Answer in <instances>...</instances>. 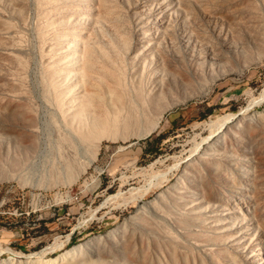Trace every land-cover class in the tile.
<instances>
[{"label":"rangeland","instance_id":"rangeland-1","mask_svg":"<svg viewBox=\"0 0 264 264\" xmlns=\"http://www.w3.org/2000/svg\"><path fill=\"white\" fill-rule=\"evenodd\" d=\"M194 23L240 32L228 70L151 103L194 67L164 25L181 34ZM79 32L116 45L119 68L85 109L118 124L83 150L72 141L75 110L57 119L49 100ZM263 90L264 0H0V261L83 244L86 262L264 264V100L254 102ZM220 115L227 124L210 136L204 124ZM176 195L200 204L192 225L175 218Z\"/></svg>","mask_w":264,"mask_h":264},{"label":"bare ground","instance_id":"bare-ground-1","mask_svg":"<svg viewBox=\"0 0 264 264\" xmlns=\"http://www.w3.org/2000/svg\"><path fill=\"white\" fill-rule=\"evenodd\" d=\"M69 7L72 8V6H69ZM73 16H76L75 12L73 13ZM83 17H89V14L85 13ZM167 24L170 25L171 23L169 24L168 22ZM167 24L164 25L163 32L165 34V37L168 39L167 41L169 42L170 47L173 49L179 48V50H180V47L182 46L190 47L191 56H192L190 59V66H194V67L187 70V76H185L184 79H182L181 81L177 79H170L169 81H166L164 84L159 85L161 86L160 91H159L160 95L156 97V95L154 96L153 94V96L151 97V103L154 102L155 99L158 101L163 95L165 96L168 93H172L175 87H178L179 85H182V84L183 85L187 84L191 82L192 79L198 78L199 75L213 77L216 74L227 71L228 69H227L226 63L230 56L228 52H231V51L235 53L237 52V47H238L237 46L238 45L237 35H240V32L238 31L235 32L231 28L226 27L225 32L222 33V31H220L221 33L220 32L216 33L214 32L212 28H210L211 25H209V26H204V28L202 29L204 33H200L198 31V28L200 27L195 26V23H194L192 24L191 26L192 29L190 30L187 28V26L183 25L184 26L182 28L183 33L177 34L175 32L176 30H174L173 27H169ZM152 26L155 27L156 30L158 29L157 23L154 22ZM90 33L91 32L82 34L79 32L77 38L72 40L73 42L72 50L69 51V53H64L65 58L63 59H65V64H63L61 69L58 70V72H61L60 75L55 76L53 74L55 78H51L50 83H49V93H50L49 100L53 106L52 113L57 117V119L64 118L67 114L71 115L73 110H75L74 113H76L79 117L78 120L81 124L77 125L76 128L71 131L72 141L74 144V148L76 150H83L88 145L90 140L94 141L93 144L95 147L98 146L100 142V137H101L99 134V129L105 130L107 127H112L118 124V120H117L118 118L116 119L115 118H104V119L92 118L90 119L87 111L85 110L87 106L89 105L91 98L98 91L106 87H110L111 82H113L112 80H114V78H116V76L118 75L117 71H119V68L117 67V62L112 54V51H115L116 49V45H114L111 41L107 44L99 43L98 40L92 41ZM229 34H231L232 36L231 39L229 38L230 37ZM60 38H63V40H65L61 42L63 46H66L71 43L70 40H68L70 39V35L67 30L62 32ZM194 51H199L200 52L199 55H197L196 53L194 54ZM144 58H146V56H144ZM186 60L187 59H184V57L182 58L183 64L186 65L187 67ZM197 69H199V71ZM98 98L100 99V97ZM261 100H264V90L259 95V97L255 99L254 102H258ZM171 103L172 101L166 100V102L159 109L158 114L162 113V111H164V109ZM110 107L112 106L110 105ZM228 119H229L228 115H220L214 119L212 118V119L207 120L204 126L206 129L209 130L210 136H215L227 124ZM236 162L241 163L242 161H236ZM240 165H241L240 166L241 168L247 169L246 166L244 167L242 164ZM247 171L248 169L244 172H247ZM163 176H166V175L164 174ZM245 178H247V175L245 176ZM175 200L177 201V203L179 200L180 204L178 205H181L184 207L183 212H181L180 210L177 211L178 214L175 216L177 221L179 220L180 222H185L183 219L186 218L187 219L186 222L188 223L187 225H192L193 221L195 220L191 212L195 207H198V205L200 204L196 203L197 205L194 207L192 203L193 201H191L190 199L182 195H178V196L176 195ZM188 219H190L191 221H188ZM167 221L172 222L171 219ZM135 240L136 239L134 238V242H136ZM134 242L132 243L134 244ZM86 247H88V245H86ZM86 247L83 244H79V245L74 246L71 249H67L55 256H50V257L45 256L44 254L46 252L45 250L44 251L42 250L40 252H34L28 255L25 260L16 259V257L14 256H9L7 258L2 259L0 261V264H127V263H122L117 257L116 258L119 261L115 258H108L106 259V261H103V262L101 261L100 263L94 262L93 260L86 262L85 259L79 258L80 256L79 253H81ZM251 251H252V248H251ZM143 260L144 259H142V261ZM252 261L253 263L256 264L260 260L258 257L255 256L254 258H252Z\"/></svg>","mask_w":264,"mask_h":264}]
</instances>
